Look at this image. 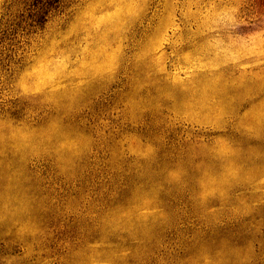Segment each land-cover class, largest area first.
Masks as SVG:
<instances>
[{"label": "clouds", "instance_id": "obj_1", "mask_svg": "<svg viewBox=\"0 0 264 264\" xmlns=\"http://www.w3.org/2000/svg\"><path fill=\"white\" fill-rule=\"evenodd\" d=\"M0 264H264V0H0Z\"/></svg>", "mask_w": 264, "mask_h": 264}]
</instances>
